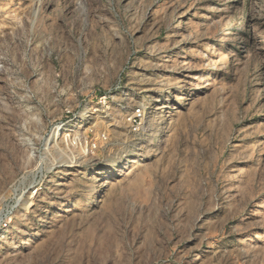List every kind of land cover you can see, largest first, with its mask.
<instances>
[{"label": "rangeland", "instance_id": "obj_1", "mask_svg": "<svg viewBox=\"0 0 264 264\" xmlns=\"http://www.w3.org/2000/svg\"><path fill=\"white\" fill-rule=\"evenodd\" d=\"M0 264H264V0H0Z\"/></svg>", "mask_w": 264, "mask_h": 264}]
</instances>
